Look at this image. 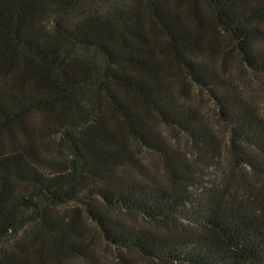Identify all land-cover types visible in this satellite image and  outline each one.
Instances as JSON below:
<instances>
[{"label":"trees","instance_id":"trees-1","mask_svg":"<svg viewBox=\"0 0 264 264\" xmlns=\"http://www.w3.org/2000/svg\"><path fill=\"white\" fill-rule=\"evenodd\" d=\"M234 60L264 77V0H0V264H108L91 230L112 264H264Z\"/></svg>","mask_w":264,"mask_h":264},{"label":"rangeland","instance_id":"rangeland-1","mask_svg":"<svg viewBox=\"0 0 264 264\" xmlns=\"http://www.w3.org/2000/svg\"><path fill=\"white\" fill-rule=\"evenodd\" d=\"M232 66L234 67L235 71L238 70L239 79L242 84L247 88V91H251L254 95L255 102L260 106L262 112L264 113V77L257 72L251 71L246 67L242 66L236 60H234ZM206 99V96H203ZM208 102V101H207ZM211 116V122L213 124L214 131L220 136L221 140L226 138L227 134V127L220 122L215 116V112L208 110ZM164 133L169 138L177 139L180 142L185 141V137L183 134L179 133L176 130L171 128H163ZM187 149V148H185ZM142 154L146 157V161L149 163L151 167L158 172L159 170V163L156 161L154 155L149 154L147 152H142ZM154 171V170H153ZM218 173V168H210L208 169V173ZM91 235H94V241L96 243V247L98 248L99 254L103 261L107 262L108 264L115 263L117 258V250L114 246L105 244L104 241L100 237L96 235L95 230H91ZM141 260V259H140ZM142 261V260H141ZM144 264H155V263H147L142 261Z\"/></svg>","mask_w":264,"mask_h":264}]
</instances>
